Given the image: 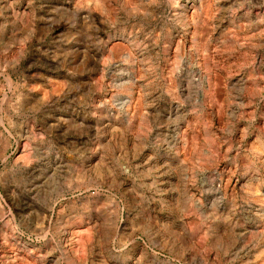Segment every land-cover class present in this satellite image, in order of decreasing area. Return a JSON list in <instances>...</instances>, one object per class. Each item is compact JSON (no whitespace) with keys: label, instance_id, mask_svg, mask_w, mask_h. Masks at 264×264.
<instances>
[{"label":"rangeland","instance_id":"obj_1","mask_svg":"<svg viewBox=\"0 0 264 264\" xmlns=\"http://www.w3.org/2000/svg\"><path fill=\"white\" fill-rule=\"evenodd\" d=\"M0 221V264H264V0H0Z\"/></svg>","mask_w":264,"mask_h":264},{"label":"bare ground","instance_id":"obj_2","mask_svg":"<svg viewBox=\"0 0 264 264\" xmlns=\"http://www.w3.org/2000/svg\"><path fill=\"white\" fill-rule=\"evenodd\" d=\"M194 5V4H193ZM195 6V5H194ZM92 16V15H91ZM21 59V58H20ZM20 63V62H19ZM4 65V64H3ZM97 68V67H96ZM196 68V67H195ZM18 69V68H17ZM10 72V71H9ZM14 72V71H13ZM15 73H16V70H15ZM11 74H13V73H11ZM30 75V74H29ZM33 76V75H32ZM10 77V76H9ZM35 77V76H34ZM33 77V78H34ZM43 78V77H42ZM29 79V78H28ZM12 80V79H11ZM11 80L8 82L9 84H10V82H11ZM25 80L26 81H28L26 78H25ZM13 81V80H12ZM34 81V80H33ZM45 81V80H44ZM28 83V82H27ZM11 85V84H10ZM27 91V90H26ZM5 97H6V95H5ZM45 103V102H44ZM8 198V197H7ZM6 200V199H5ZM11 207V206H10ZM20 212V211H19ZM6 213H8V212H6ZM11 214V213H10ZM6 217V216H5ZM14 217V216H13ZM12 217V218H13ZM25 218V217H24ZM1 222V221H0ZM27 223V222H26ZM45 223V222H44ZM49 224V223H48ZM17 229V228H16ZM47 232V231H46ZM48 235V234H47ZM32 236V235H31ZM45 236V235H44ZM38 237H40V236H38ZM41 237H43L42 235H41ZM34 238V237H33ZM45 238V237H44ZM40 239V238H39ZM35 241H36V239H35ZM37 242V241H36ZM39 242V241H38ZM32 244V243H31ZM57 247V246H56ZM48 256V255H47ZM2 258V257H1ZM14 263V262H13ZM16 263V262H15ZM58 264H60V263H58ZM63 264V263H62Z\"/></svg>","mask_w":264,"mask_h":264}]
</instances>
